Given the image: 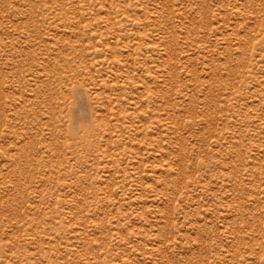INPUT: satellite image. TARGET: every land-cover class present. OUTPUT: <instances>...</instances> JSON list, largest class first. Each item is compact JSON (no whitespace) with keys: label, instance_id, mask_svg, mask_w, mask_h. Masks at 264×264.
Listing matches in <instances>:
<instances>
[{"label":"rangeland","instance_id":"374dc122","mask_svg":"<svg viewBox=\"0 0 264 264\" xmlns=\"http://www.w3.org/2000/svg\"><path fill=\"white\" fill-rule=\"evenodd\" d=\"M0 264H264V0H0Z\"/></svg>","mask_w":264,"mask_h":264}]
</instances>
